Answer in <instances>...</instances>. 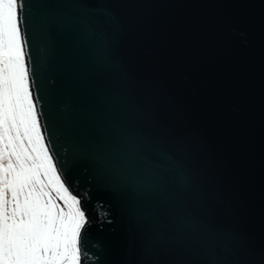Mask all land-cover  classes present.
<instances>
[{
	"label": "water",
	"instance_id": "1",
	"mask_svg": "<svg viewBox=\"0 0 264 264\" xmlns=\"http://www.w3.org/2000/svg\"><path fill=\"white\" fill-rule=\"evenodd\" d=\"M23 2L46 144L89 216L83 264H264V0ZM81 4L111 14L106 54ZM66 13L77 23L46 27ZM110 117L188 170L192 230L134 218L140 202L92 155Z\"/></svg>",
	"mask_w": 264,
	"mask_h": 264
},
{
	"label": "snow or ice",
	"instance_id": "2",
	"mask_svg": "<svg viewBox=\"0 0 264 264\" xmlns=\"http://www.w3.org/2000/svg\"><path fill=\"white\" fill-rule=\"evenodd\" d=\"M69 7L90 17L82 34L106 54L111 14L83 4ZM24 9L23 0H0V264H83L88 257L81 241L89 219L82 199L66 186L70 169L54 159L51 141L46 144ZM63 16L46 27L60 31L77 23L73 13ZM105 129L92 155L119 189L140 202L134 218L149 228L192 230V221L177 211L194 185L184 165L156 147L139 125L110 117Z\"/></svg>",
	"mask_w": 264,
	"mask_h": 264
},
{
	"label": "bare ground",
	"instance_id": "3",
	"mask_svg": "<svg viewBox=\"0 0 264 264\" xmlns=\"http://www.w3.org/2000/svg\"><path fill=\"white\" fill-rule=\"evenodd\" d=\"M86 216L89 217L87 213H86Z\"/></svg>",
	"mask_w": 264,
	"mask_h": 264
}]
</instances>
